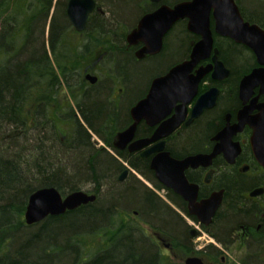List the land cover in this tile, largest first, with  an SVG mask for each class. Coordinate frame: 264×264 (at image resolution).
Returning a JSON list of instances; mask_svg holds the SVG:
<instances>
[{"label": "trees", "instance_id": "trees-1", "mask_svg": "<svg viewBox=\"0 0 264 264\" xmlns=\"http://www.w3.org/2000/svg\"><path fill=\"white\" fill-rule=\"evenodd\" d=\"M66 2L0 0V264H172L138 223L123 218L115 207H135L142 222L168 227L176 236L172 246L189 253L191 249L181 244L186 240L181 215L140 181L118 186L121 163L89 142L90 133L100 137L113 131L110 118L123 115L126 107L122 102L117 113L106 100L110 64L118 77L126 80L131 75L132 88L136 79L151 69L150 78L158 66L91 62L100 49L93 44L103 32L78 39L69 30ZM248 4L247 15L263 20L264 0ZM229 60L238 69L248 62L239 52ZM86 68H100L105 84L88 86ZM89 183L98 195L94 203L25 224L23 214L33 191L53 187L65 195ZM109 183L118 190L111 188L109 198L101 199L100 189ZM227 190L212 226L225 245L230 231L248 219L245 210L236 208V187L228 183ZM202 251L208 260L220 262L219 249L208 245ZM246 252L236 264H264V257L251 256L248 245Z\"/></svg>", "mask_w": 264, "mask_h": 264}, {"label": "flooded vegetation", "instance_id": "flooded-vegetation-1", "mask_svg": "<svg viewBox=\"0 0 264 264\" xmlns=\"http://www.w3.org/2000/svg\"><path fill=\"white\" fill-rule=\"evenodd\" d=\"M68 1L65 15L69 22L66 14ZM191 1L193 0H93L94 8L88 14L81 31H77L69 22V30L83 41L87 35L98 36L103 32L93 44L100 49L96 50L95 61H93L95 57H91L92 62H134L141 67L158 66L150 77L146 90L130 98L127 95L124 75L107 76L108 80L105 81L111 88L106 94L107 102L115 107L117 113L123 101H126V107L123 115L114 114L110 118L111 124L115 125L113 131L100 137L90 133L92 138L89 142L95 149H105L121 163L122 168L116 177L118 186L134 181L144 184L146 181L150 187L146 183L144 185L174 212L179 213L183 220L185 219L188 223L185 228L186 240L181 244H186L191 252L187 253L178 247L184 251L185 258L189 254L194 256L195 253L204 255L202 250L205 247L196 248L192 241L201 234H208L219 246L214 247L221 251L220 262L215 264H223L228 256L226 250L236 243L240 244V249L248 245L251 256L264 257V167L257 161L251 143L255 134L254 127L261 124L264 119V65L258 62L249 47L215 30L212 11L208 16L211 47L207 49V44L204 43L201 49L206 51L197 57L188 73L182 75L185 84L187 83L184 85L189 89L193 86V80L197 78L194 93L186 91L181 92L177 99L156 100L157 105L165 106V113L155 117L152 124H148L144 119L139 121L132 138L115 147L118 132L128 129L134 122L130 113L131 108L146 97L152 81L164 77L175 66L190 62L194 48L203 41L202 35L198 32H204V26L198 24V27L192 29L189 26V18L184 17L174 21L164 30L165 20L161 19L162 14L158 16V12L165 13L178 4ZM233 3L244 23L257 26L264 32V18L252 19L245 12L249 5L248 0H233ZM202 18L203 16L199 22ZM145 19L147 20L142 24ZM133 32L135 35H132ZM238 52L244 54L248 61L239 69L236 68L235 62L229 60L230 56ZM219 63L222 66H219ZM258 69L262 74L254 77L250 85L241 91V80ZM98 71L91 68L84 70L83 78L88 86L105 84L98 75L103 74ZM88 74L95 76L96 81L91 83L86 78ZM117 83L119 87L116 88ZM181 87L183 88V85ZM201 98L202 103L206 105L202 108L195 107ZM247 120L251 123L248 124ZM169 125L172 126L171 131H168ZM152 136H155L152 142L131 149L135 148L134 145L138 142ZM94 139L100 146H97ZM160 145H163L162 152L168 153L176 161H182L189 156L204 157L202 164L188 167L184 170V175L190 185L197 187V203L207 199L214 192L222 191V201L209 225L205 226L199 223L196 217L189 215L188 203L156 179L150 162L160 151L147 155L145 153ZM215 150L217 151L215 155L210 160L207 159ZM124 171L126 173L122 176ZM141 178L144 181L140 180ZM150 178L153 181H150ZM228 183L236 187L238 192L236 208L245 210L248 219L230 231L226 239L229 245H225L223 244L225 242L215 234L212 226L224 206ZM129 210L135 221L137 217L135 207H130ZM151 231L153 234L160 233L156 230ZM172 244V237L165 238V248L176 249ZM206 263L209 264L208 261Z\"/></svg>", "mask_w": 264, "mask_h": 264}, {"label": "water", "instance_id": "water-1", "mask_svg": "<svg viewBox=\"0 0 264 264\" xmlns=\"http://www.w3.org/2000/svg\"><path fill=\"white\" fill-rule=\"evenodd\" d=\"M93 8V0L68 1L66 14L69 22L77 31H81L84 28L88 14ZM211 11L215 20V30L249 47L256 55L258 62L264 65V32L257 26H250L248 23L242 21L233 0H193L191 2L178 4L173 9L165 11V13L158 12V16L162 14L161 19L165 20L164 25L166 26L163 25L164 30L174 21L184 17L189 18V26L192 29L198 27V24L204 26L205 31L198 32L202 35L203 41L194 48L190 62L179 64L171 69L164 77L152 81L146 97L131 108L130 113L134 122L128 129L117 134L115 147H119V143H126L132 138L135 126L139 121L144 119L148 124H152L155 117L162 116L165 113V106L157 105L156 100L164 101L165 99H177L181 92L184 93L186 91L188 93H194L197 78L193 80V86L189 89L185 86L187 83L185 84L182 75H186L197 61V57L206 51L201 49L204 43L207 44V49L211 47L212 41L208 30V16ZM155 15H157V13ZM202 16V21L199 22ZM146 20L147 19L143 20L142 24ZM132 35H135V33L133 32ZM218 65L222 66L220 63ZM261 74V71L258 69L246 75L241 80L240 90L242 91L249 86L254 77ZM86 78L91 83L96 81L95 76L87 75ZM181 85H183V88ZM201 100L202 98L195 107L202 108V106L206 105L202 103ZM211 103H213V99H211ZM211 103H209V105H211ZM167 107L169 108L170 104ZM239 120L241 122L240 117ZM246 122L248 124L251 123L249 120ZM171 130L172 126L169 125L168 131ZM254 131L255 134L251 139L253 151L259 164L264 167V119L261 124L254 127ZM154 139L155 136L147 140H142L134 145L135 148L131 149L143 147ZM162 149L163 145L155 146L145 153V155H147L154 151H160L150 162V168L154 171L156 179L165 187L172 189L188 203L189 215L196 217L199 223L205 226L209 225L222 201V191L214 192L207 199L197 203V187L195 185H190L184 175V170L188 167H196L202 164L204 157L196 155L189 156L182 161H176L172 159L168 153L162 152ZM216 152L215 150L207 159L210 160ZM125 173L126 171L122 173V176L125 175ZM95 200L96 195L88 194L84 190L74 191L62 196L61 193L53 187L39 188L33 191L27 199L23 214L24 222L26 225L37 224L47 217L62 216L66 212L73 211L80 206L94 203ZM184 264L205 263L199 257H188L184 260Z\"/></svg>", "mask_w": 264, "mask_h": 264}, {"label": "rangeland", "instance_id": "rangeland-1", "mask_svg": "<svg viewBox=\"0 0 264 264\" xmlns=\"http://www.w3.org/2000/svg\"><path fill=\"white\" fill-rule=\"evenodd\" d=\"M47 30H48V27H47ZM113 66H114V64L111 63L110 64L111 75L115 77V74L112 71V67ZM136 67H139V66L136 64L135 65V68ZM107 68L109 69V66L108 65H107ZM130 70H132V69L130 68L129 71ZM152 71L153 70L150 69L149 73H144L141 78L136 79L135 82H138V83L136 84V87H134V88H132V85H130L131 78L132 77L128 73V77L125 80V83L129 86V91H127V95H129V96L132 97V96H136L138 94H142L146 90V88H147V85H148L149 80H150L149 75L151 74ZM102 74L103 75L98 74L100 76V80H104L105 79L104 73H102ZM105 74H107V73H105ZM117 87H119L118 83L116 84V88ZM125 102L126 101H123V103L126 105ZM94 142L97 144V146H100L99 143L96 140ZM140 180L144 181L142 178ZM144 182L147 184V186L150 187V184L148 182H146V181H144ZM128 184L130 185V183H128ZM111 188H114L115 190H118L117 187H113V185H111L109 183L105 187H102L100 189L99 197L101 199L109 198L108 195L110 193V189ZM81 190L89 191L90 192V191H93V186L90 185V183L89 184H83L82 187H81ZM123 205L129 206L130 203L128 202V203H125ZM115 209L117 211H119V212L122 211V213H123L122 214L123 215L122 217L123 218H126V219L129 220V219H132L134 217L133 214H132V212H131V210L126 209V208H123V206H122V209L117 208V207H115ZM135 222H137L138 225L142 228V230L144 231L145 235H147L148 237H151L158 244V246L160 245L161 252L164 253V254H166V255H168L169 258H170V260L173 263H175V264H177V263L183 264V261H184V258H185L184 251H182V250H180L178 248H176V249H174V248L173 249H169L168 247L167 248L164 247V240H165V238L168 239V237H170V238L171 237L172 238L173 237H176L174 233L169 232L170 229L168 227H167V229H165V228L160 227V225L149 226L146 223L142 222L141 218L138 217V216L135 218ZM184 222L186 223L185 219H184ZM186 224H188V223H186ZM153 228H155V229H153ZM151 230H156V232L159 231L160 233L159 234L158 233L157 234H153ZM192 241H193V244L195 245L196 248H204V247H206L208 245H211L213 247H219V246H217V244L214 241V239H212L208 234H201L199 236V238H194ZM226 251H227L226 253H227L228 256L226 258V261L223 264H236L237 262L238 263L240 262V259L245 258V256H248L247 255L248 252H246V248L243 247V249H240V244H238V243L233 244L230 247V249L229 250H226ZM188 256H191V255L189 254L186 257H188ZM194 256L200 257L202 260H205L204 262L208 261L209 264H215L213 262H210L203 254H196L195 253Z\"/></svg>", "mask_w": 264, "mask_h": 264}, {"label": "bare ground", "instance_id": "bare-ground-1", "mask_svg": "<svg viewBox=\"0 0 264 264\" xmlns=\"http://www.w3.org/2000/svg\"><path fill=\"white\" fill-rule=\"evenodd\" d=\"M50 14H52V12H51V11L49 12V18L47 19V24H48V26H49V23H50V18H51V17H50ZM118 208H119V207H118ZM120 209H121V207H120Z\"/></svg>", "mask_w": 264, "mask_h": 264}]
</instances>
